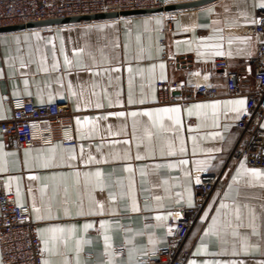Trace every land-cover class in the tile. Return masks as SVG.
I'll return each mask as SVG.
<instances>
[{"label":"crops","instance_id":"obj_1","mask_svg":"<svg viewBox=\"0 0 264 264\" xmlns=\"http://www.w3.org/2000/svg\"><path fill=\"white\" fill-rule=\"evenodd\" d=\"M261 3L264 0H218L178 11L170 34L163 33L160 14L80 22L53 31L0 33V122L10 116L5 99L67 103L75 114V147L55 143L11 151L0 133V194L11 195L28 212L42 249L41 234L49 240L53 251L45 253L43 264L45 260L77 264V259L79 264H137L166 245L167 222L180 216L175 209L194 205L195 172L219 179L188 235L185 264H264V177L253 178L245 163L229 160L241 113L227 103L237 99L246 103L254 91L248 61L257 42L248 28ZM217 51L224 55H215ZM65 57L71 61L67 66ZM215 59H224L229 71L239 76L241 96L227 94L225 78L214 69ZM164 81L190 88L212 86L219 95L164 104L156 87ZM97 103L102 106L97 108ZM196 104L219 107L214 114L208 108L201 110L206 115L189 116L187 109ZM171 107L181 108V124L175 129L168 116L156 115L158 109ZM119 112L126 115H114ZM132 112L138 115L133 117ZM144 112L153 117L140 115ZM104 116L108 119H100ZM84 118L93 124L77 125V119ZM137 154L143 159L136 160ZM89 156L95 157L91 163ZM129 166L132 172L125 171ZM96 171L102 173V185L94 175H85ZM132 199L139 211H131ZM97 202L104 204L102 214H78ZM101 221L109 224L111 248H106ZM87 222L94 227L85 230ZM73 226L75 233H57L52 245L48 229ZM118 247L123 255L116 252Z\"/></svg>","mask_w":264,"mask_h":264},{"label":"built area","instance_id":"obj_2","mask_svg":"<svg viewBox=\"0 0 264 264\" xmlns=\"http://www.w3.org/2000/svg\"><path fill=\"white\" fill-rule=\"evenodd\" d=\"M170 4V0H0V29L70 17L163 9ZM175 13H160L164 17V34L172 32ZM254 20L256 23L248 31L255 37L257 49L248 64L252 67L255 88L247 95L245 110L237 121L239 136L229 160L243 162L251 169H264V9H256ZM55 28L40 30L53 31ZM160 43L163 45L164 40ZM213 65L226 80L227 94L230 97L241 96L239 76L229 71L226 61L215 59ZM156 87L164 104L211 100L219 95L215 87L190 88L178 81L159 82ZM3 102L10 110V116L0 122V133L9 150L20 151L55 143L64 147L77 145L73 124L75 114L67 103L36 104L30 99H5ZM218 179L217 175L207 172L192 174L194 205L175 209L180 216L167 222L166 245L148 253L137 264H185L189 258L186 240ZM116 252L124 253L122 247H118ZM0 258L1 264H43L45 258L35 222L9 194H0Z\"/></svg>","mask_w":264,"mask_h":264},{"label":"snow or ice","instance_id":"obj_3","mask_svg":"<svg viewBox=\"0 0 264 264\" xmlns=\"http://www.w3.org/2000/svg\"><path fill=\"white\" fill-rule=\"evenodd\" d=\"M259 7L261 9H264V3H261L259 5ZM157 23H160L159 20H157ZM252 23H256L255 20L252 21ZM216 47H219L218 45ZM80 53L77 52V55H79ZM215 55H224L223 52H219L217 51L215 53ZM71 63L70 60H68L67 57H65V65H69ZM55 67V65H54ZM161 67H163V65H161ZM115 71H119V69H114ZM107 71V70H105ZM129 71H131V69H129ZM98 74V73H96ZM143 102V101H141ZM129 103H132L131 99H129ZM228 105H231L232 107V111L236 112V113H242L244 110H245V100L244 99H237V100H232V101H228L227 102ZM102 105L100 103H97L96 104V107L99 108L101 107ZM219 107L218 104H196V105H193L191 108L187 109V113L189 116H192V115H197V116H200V115H206V113L202 112L201 110L203 109H208V108H211L213 110V114L215 113V109H217ZM180 113H181V108L179 107H171V108H162V109H158L157 110V113L156 115L157 116H160L161 114L163 115H166L168 116V119L172 122V125L175 128H178L181 124V119H180ZM114 115L118 116V117H124L126 114L124 112H119V113H115ZM131 115L133 117L137 116L138 113L136 112H132ZM140 115H143V116H147L149 118H152L153 117V113H150V112H144V113H140ZM3 117H0V119H2ZM100 119H108L107 116H104V117H100ZM155 122V121H154ZM77 125H81V126H88L90 124H93V122L91 120H89L88 118H84L83 121H81L80 119H77L76 121ZM93 127H95L93 125ZM124 144H128L129 142L127 140L123 141ZM169 149H171V145H169ZM181 151H183V148L181 147L180 149ZM171 154H174V153H171ZM119 154H117L118 156ZM125 158H127V154H125ZM74 159V157H73ZM136 160H140V159H143L142 156H140L139 154L136 155L135 157ZM95 160V157H92V156H89L88 157V162L91 163ZM181 164H185L187 163V161H180ZM45 167L49 166L47 163L44 165ZM125 171L127 172H132L133 169L129 166L127 168H125ZM248 175H250L251 177L253 178H260V177H264V172H261V171H258L256 169H250V170H246ZM77 176H79V173L76 174ZM86 176L88 175H94L97 179V183L98 185H102V181H101V177H102V173L100 171H96L95 173L93 174H85ZM33 179H35V177H32ZM197 183H199V181L197 180ZM262 187H264V185H262ZM101 190H103L102 186H101ZM109 199H114V196H112L111 194L109 195ZM159 199V198H157ZM189 203L191 204V199L189 198ZM221 207H225V205H221ZM37 213H39L40 209L39 208H36L34 209ZM104 204L103 203H100V202H97L96 206L94 208H90L88 210L87 213H85L82 209L81 211L78 213L79 215H99V214H102L104 212ZM131 211L135 212V211H139V208L137 207L136 205V202H135V199H132V204H131ZM39 218H43V217H39ZM50 218V217H49ZM94 227V224L92 222H87L83 225V228L85 230L87 229H90ZM109 228V224L107 221H101L100 222V229L101 230H105V235L103 237L104 239V242H105V245H106V248H111V243H110V237L106 234V230ZM48 231H50L53 236H52V245L55 246L56 242H57V236L56 234L57 233H60V234H63L65 233L66 231L68 232H71V233H75L76 232V228L73 226L71 229H65L63 227H54V228H50L48 229ZM41 233H43V230H41ZM234 236L236 235L235 232L232 233ZM255 230L253 231V235H255ZM41 239L43 241V249H42V252L44 253H52L53 251V248H50L49 247V240L47 239H44L43 238V234H41ZM66 240H65V244H66ZM247 248V243L245 242V249ZM200 251V250H198ZM76 252H77V257L79 256V246L77 247L76 249ZM235 254V253H234ZM44 264H50V261L48 260H45L44 261ZM65 264H68V261L66 260L65 261ZM77 264H79V259H77ZM107 264H111V261H108ZM193 264H195V262H193ZM233 264H236V262H233ZM240 264H242V262H240Z\"/></svg>","mask_w":264,"mask_h":264},{"label":"water","instance_id":"obj_4","mask_svg":"<svg viewBox=\"0 0 264 264\" xmlns=\"http://www.w3.org/2000/svg\"><path fill=\"white\" fill-rule=\"evenodd\" d=\"M218 0H196L184 3H175L165 6L163 9H152V10H140V11H132V12H122L120 14L109 13V14H99V15H91V16H80V17H70L65 19H54V20H46L40 22H32L26 25H16L7 28L0 29L1 32H12V31H22V30H30V29H41V28H49V27H58L63 25L76 24L80 22H91V21H99L106 19H115L118 17H127V16H136V15H153L160 14L162 12H178L183 10H192L198 9L200 7L206 6Z\"/></svg>","mask_w":264,"mask_h":264}]
</instances>
